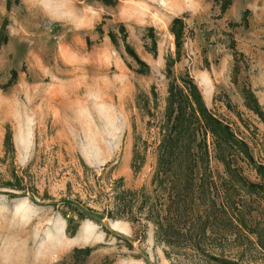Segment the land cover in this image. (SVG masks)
<instances>
[{
    "label": "rangeland",
    "instance_id": "1",
    "mask_svg": "<svg viewBox=\"0 0 264 264\" xmlns=\"http://www.w3.org/2000/svg\"><path fill=\"white\" fill-rule=\"evenodd\" d=\"M116 2L0 0V264H264V0Z\"/></svg>",
    "mask_w": 264,
    "mask_h": 264
},
{
    "label": "trees",
    "instance_id": "2",
    "mask_svg": "<svg viewBox=\"0 0 264 264\" xmlns=\"http://www.w3.org/2000/svg\"><path fill=\"white\" fill-rule=\"evenodd\" d=\"M98 1L104 2L107 5H115L117 3L116 0H98ZM179 23H181L180 19L175 20L173 22V24H174L173 27H176V25H178ZM133 54H134L135 58H137V56L134 52H133ZM185 85L187 86V89L189 90L190 93L188 95H184L185 100L183 99V102H184V105L186 104L187 106L189 105V108L191 107L192 113H193L192 116L196 120H199V117L197 116L198 114L200 116H202V120H204V122L207 125V127L209 128V130L212 131V133L216 136V138H218V136H219V138H221L223 143L229 144L228 146L230 148H233V149L236 147L240 148V149L244 148L245 144L239 142L236 139L235 135L230 132V129L227 125L225 126L221 121H219L218 119H215L212 115L211 116L209 115L208 110L206 109V107L201 102L199 91L197 90L196 86L193 85L192 81L191 80L188 82L185 81ZM172 91H173V93H172L173 97L171 100H172V102H175L174 100L176 99L177 94L174 92V90H172ZM182 93H183V90H180L179 94H182ZM190 96L194 97L195 102H196L195 104H193V103L191 104L192 101L190 99L191 98ZM171 106H173V104ZM183 108H185V107H182L181 104H180V106H178V115H177L176 120H175L176 125L174 126V129L177 128V123L180 122V121H178V119L180 118V116L183 113V111H182ZM171 113H174L173 108H171ZM174 129H172V130H174ZM174 144H176V142H174ZM220 147L222 149V146H220ZM260 169H261V167H260ZM237 178H239V177H237ZM240 180L243 181V179H240ZM249 187L255 188V189L258 188V186L254 185V184H249ZM260 245L262 248H264L263 242H261ZM80 251H81V249L77 250L76 252L79 253ZM86 252L89 253V252H91V250L87 249Z\"/></svg>",
    "mask_w": 264,
    "mask_h": 264
}]
</instances>
